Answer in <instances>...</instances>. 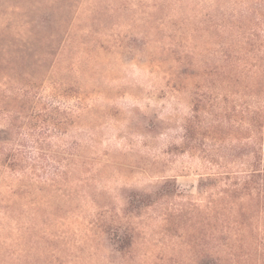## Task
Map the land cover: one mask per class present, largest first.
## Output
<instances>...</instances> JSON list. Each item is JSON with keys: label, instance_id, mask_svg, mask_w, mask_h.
<instances>
[{"label": "rangeland", "instance_id": "rangeland-1", "mask_svg": "<svg viewBox=\"0 0 264 264\" xmlns=\"http://www.w3.org/2000/svg\"><path fill=\"white\" fill-rule=\"evenodd\" d=\"M15 4L22 2L0 0V146L9 144L11 152L29 158L45 152L48 119L59 121L64 56L74 53L78 42L62 51L47 42L49 31L41 26L3 22L27 14ZM183 14L193 16L172 0L81 1L77 35L82 42L91 29L98 42L81 85L89 107L75 115L64 139L56 131L51 139L68 147L62 156L69 165L57 183L50 184V174L27 168L28 159L15 171L0 168V264H46L56 258L60 264H198L202 248L182 245L176 228L172 239L165 238L159 218L162 208L206 202L200 189L206 163L181 138L189 96L167 88L161 80L166 69L155 66L163 61L174 67L163 48L170 44L167 36L177 35L169 20ZM180 77V85L191 84ZM162 193L170 197L155 196ZM188 207L182 222L190 219ZM124 209L139 230L125 255ZM33 228L50 235L48 250L55 253L33 254L31 247L41 243L37 232L29 234ZM119 245L121 254L115 251Z\"/></svg>", "mask_w": 264, "mask_h": 264}, {"label": "trees", "instance_id": "trees-1", "mask_svg": "<svg viewBox=\"0 0 264 264\" xmlns=\"http://www.w3.org/2000/svg\"><path fill=\"white\" fill-rule=\"evenodd\" d=\"M81 1L21 0L22 4H15L20 5L15 8L26 9L27 14L3 20L8 25L23 22V26L31 28L34 23L47 29V42L59 44L62 51H70L67 48L78 42L74 53L64 56L59 84L62 111L57 124L49 118L43 129L48 137L41 146L45 152L25 158L20 152H11L9 144L6 148L0 146V168L15 171L24 168L28 159L27 168L50 174L51 185L57 183L69 165L62 156L68 151L67 145L56 146L51 139L55 131L57 137L64 139L75 115L89 107L81 85L91 71L90 50L98 42L91 29L85 32L82 42L77 35L80 29L76 30L75 20ZM172 1L189 7L193 16L183 14L169 20V27L177 35L167 36L171 41L163 48V54L173 61L174 67L168 69L163 61L155 66L166 69L161 70V80L167 88L184 90L189 96L190 114L182 124L181 138L191 151L200 152L206 163L207 172L200 175L201 194L206 195V202L175 210L162 208L159 218L166 232L164 237L172 239L171 231L176 228L182 245L188 249L200 246L202 252L195 256L196 260L200 257L198 264L203 260L206 264H264V0ZM32 14V21L25 22ZM40 14L43 15L39 21ZM148 17L151 19V15ZM182 26L187 29L180 31ZM183 75L190 85L182 80L183 85L177 83ZM33 144L37 146L38 140ZM215 168L216 172H211ZM155 196L170 197L163 193ZM185 207L189 208L190 219L182 222ZM125 210L124 221L128 222L124 226V255L130 253L139 231ZM41 231L33 228L29 234L32 237L38 233L34 236L37 244L41 242L40 248H31L33 254L40 253L42 258L43 251L52 254L55 250H48L50 235L40 234ZM115 251L123 252L120 245ZM45 263L60 264V260Z\"/></svg>", "mask_w": 264, "mask_h": 264}]
</instances>
